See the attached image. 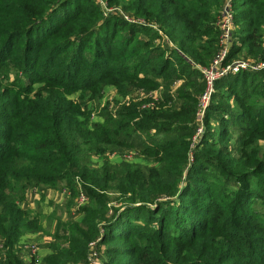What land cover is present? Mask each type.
<instances>
[{
  "label": "trees",
  "instance_id": "obj_1",
  "mask_svg": "<svg viewBox=\"0 0 264 264\" xmlns=\"http://www.w3.org/2000/svg\"><path fill=\"white\" fill-rule=\"evenodd\" d=\"M29 1L34 0H22L21 4ZM51 1L61 7L67 3V0ZM223 1L126 0L129 11L156 22L176 48L163 42L162 37L159 45L147 48L140 55L135 42L150 28L112 17L85 33L81 38L84 41L77 44L78 51L63 65V78L68 82L78 80L83 47L91 45L89 71L79 84L93 95L99 94L103 84L116 85L121 90L130 84L154 88L158 77L166 85L182 79L180 109H146L139 115L135 105H131L122 109L118 118L107 116L102 124L91 125L88 113L46 87V94L38 97L42 107L36 105L35 98L34 106L24 107L23 113L15 109L10 112L11 118L4 123L10 128L14 124H26L25 119L17 118L19 116L35 117L27 123L32 133H19L25 141H16L17 147L12 145L16 135L12 136L11 130L0 134L7 142L0 144V243L7 250L4 264H36L34 261L25 263L15 252L24 234L42 229L40 218L17 203L26 189L39 184L55 186L63 181L75 196V177L82 180L88 199V203L80 207L83 216L80 221L58 220L49 252L40 264H87L88 243L97 237V250L103 249L106 254L100 257L101 264H109L107 257L114 249L131 252L133 264H264V210L259 212L248 206L250 200L264 204V182L261 190L245 181H237L227 187L226 193L212 197L211 187L201 178L208 166L202 165L205 161L201 158L204 153L200 145L194 150V160L187 166L184 177L182 174L187 138L177 133L180 127H185V136H189L194 129L189 122L197 95L204 88L201 73L193 65H208L217 49L218 30L214 22ZM46 2L49 1H39L33 8L43 13L50 7L44 5ZM240 2L243 3L240 5ZM232 9L234 40L227 59L236 57L243 48L236 43L238 38L242 46H247L248 54L264 60L261 39L264 0H232ZM0 26L6 29L4 35L0 34L1 53L3 48L8 54L16 51L24 33L28 35L24 51L39 53L40 43L34 33L31 37L32 29L28 31L27 25L0 17ZM156 31L158 37L162 36ZM158 48L160 51L155 52ZM126 53L130 54L129 60H124ZM244 74L239 71L236 76L219 78L215 91L232 88L234 81L237 88L242 87ZM60 81L64 84L63 79ZM188 87L193 89L194 95ZM262 89L264 94V87ZM215 96V92L212 93L210 100ZM259 105L253 112L254 121H249L257 122V128L253 129L255 136L264 130L259 129V125L264 126L261 121L264 111ZM207 108H212L210 101ZM151 128L155 129L154 134L149 133ZM172 128L175 132L170 135ZM136 130L145 133V137ZM123 147L138 148L152 158L153 163L140 166L124 162L92 168L85 160L91 153ZM162 164L168 167L166 171H162ZM261 172L264 174V169ZM207 201L211 204H206ZM141 215L145 220H141ZM115 240L132 241L133 245L130 249L114 246Z\"/></svg>",
  "mask_w": 264,
  "mask_h": 264
},
{
  "label": "rangeland",
  "instance_id": "obj_2",
  "mask_svg": "<svg viewBox=\"0 0 264 264\" xmlns=\"http://www.w3.org/2000/svg\"><path fill=\"white\" fill-rule=\"evenodd\" d=\"M39 1L46 0L29 1L26 2V5L21 4L22 0H0V17H4L7 20L14 19L18 23L27 25L26 29L28 31L32 29L31 37H33L34 33L40 43L39 53H35L33 50L24 51L25 36L28 35L20 31L24 33L22 34L24 36L20 38L17 50L8 54L9 51L3 48V52H0V134L1 131L11 130V135H16V140L12 144L13 147L18 146L16 141L19 143L23 140L25 141L24 137L20 136L19 133H32L27 123L30 119H34L32 117L35 116L24 117L21 114L22 117H17L15 114L17 118L25 119L24 122L26 121V124H14L13 128H10L9 124H4L11 118L10 112L15 109L16 112L20 113V110L21 112L24 111V107L29 109L34 106L33 99L35 98H37L36 105L42 107L43 104L38 101V97L46 94V87L47 89L56 90L58 97L64 96L75 106L79 107L81 111L88 113L89 118L91 113H93L102 117L104 122L106 117H109L115 111L114 105L117 101L114 97L110 99L107 95L110 94L109 91L106 92L109 89L108 84H103L98 95H93L92 92L80 87L81 84L79 83L89 71L87 61H92V54L89 52L92 49L91 45L83 47V65H80L81 71L77 75L78 80L68 82L62 76L63 65L70 60L69 58L75 51H78L77 44L84 41V39L81 41V38L85 33L88 34L99 23L103 22L104 24L112 17H121L127 22L136 23L143 28H150L147 29L148 31L141 33L139 38L137 37L139 41L135 42L140 55L147 48L159 45L160 38L166 37L156 22L139 18V15L129 11L127 8L129 5H127L126 0H121L122 2L120 1L119 3L108 2V0H67V3L62 7L54 5L51 0H48L49 2L44 5L50 7L46 8L47 10L43 13H39L33 8V5L38 4ZM230 2L232 5V0ZM242 3L240 2V5ZM220 8L221 5L215 17L218 16ZM49 13L50 15L46 16ZM77 13L78 15L75 16ZM30 14H33V16L30 17ZM82 19H87V21H82ZM105 20L107 21L105 22ZM156 30H159L162 36L158 37ZM4 31L6 29L0 26V34H3ZM261 33L262 46L264 48V25ZM167 40L169 39L167 38ZM165 42L168 43L166 40ZM236 43L243 48L234 59H242L250 63L264 61L248 54L247 46H242L238 38H236ZM172 45L175 47L173 43ZM52 46L54 48H51ZM69 47L70 50H66ZM154 51L159 52L160 49L158 48ZM123 57L124 60H129L130 54L126 53ZM32 67L35 68L32 70ZM184 71L188 70L184 69ZM242 71L245 72L243 81L245 85L237 88L234 81L231 84L232 88L228 86L219 88L220 90H214L216 96L210 100L212 108L205 110L202 117L201 131L198 135L194 137L196 134V129L194 128L189 136H185L187 131L185 127H180L177 133L182 138H187L186 159L182 171L183 177L188 168L187 166L194 160V150L200 145V151L204 153L201 154V158L205 161L202 165L208 166V171H204L201 174V178L203 182L211 187L212 197L223 191L226 193L227 187L234 186L237 181H245V183H249L255 186L256 189L261 190L260 185L264 182V174L261 172L264 169V130L255 136V130L253 129L254 127L257 128V122H249L254 121L252 118L253 112L260 107L259 103L262 106L261 111H264V94L261 92L264 87V69L257 71L246 69ZM237 74L238 72H234L228 75L233 77ZM61 79L66 85L61 83ZM252 100L253 102H250ZM150 101V104L146 107L155 108V99ZM197 103L198 99L196 109ZM31 114H33V110ZM15 116L14 118H16ZM261 121L264 122V120ZM94 124L96 123L91 120V125ZM259 129H264V126L259 125ZM150 130L155 129L151 128ZM174 130L175 128H172L170 135L175 132ZM162 136L160 135V137ZM166 137L165 135L163 136V138ZM6 143V140L0 138V144ZM94 155V153H91L88 158ZM146 164H148L147 161L140 162V166H148ZM255 164H258V166L255 167ZM161 167L162 171H166L168 168L163 164ZM111 197H114V195H111ZM206 204H211V202L207 201ZM248 206L259 212L264 210V204L259 203V200L248 201ZM44 219L46 229L52 231V218L44 215ZM141 220H145L142 215ZM112 245L127 246L128 248L129 246L132 247L133 242L115 240ZM15 252L18 251L15 249ZM98 252L101 258L106 257L103 249L101 251L98 250ZM124 252L125 250L114 249L107 257L109 264H133L134 259L129 256L131 252ZM6 253L7 250L0 243V264L6 263L4 259Z\"/></svg>",
  "mask_w": 264,
  "mask_h": 264
},
{
  "label": "crops",
  "instance_id": "obj_3",
  "mask_svg": "<svg viewBox=\"0 0 264 264\" xmlns=\"http://www.w3.org/2000/svg\"><path fill=\"white\" fill-rule=\"evenodd\" d=\"M199 70L202 65H193ZM158 85L154 88H146L143 86L126 85L122 90L116 87V85L108 84L109 89L106 91L111 99L115 102V111L110 115L111 118L116 119L119 117V112L122 109H126L131 105H135L137 112L141 115L143 110H178L180 109L183 99L179 94V88L183 83L182 79H176L171 81L168 85L165 84L162 78H156ZM198 79V82H200ZM190 92H193L191 87L187 88ZM105 92V93H106ZM138 94V96H137ZM140 94V95H139ZM106 95V94H105ZM197 95V99H198ZM155 99V108L146 107L150 104V100ZM138 118V117H137ZM136 118V119H137ZM91 120L94 123H103V118L91 113ZM195 129L202 125V118H200L196 112L192 116L191 122ZM155 130H149L150 134H153ZM136 133L141 137H145V133L137 131ZM95 155L88 158V164L92 168H101L104 165H119L127 162L131 164L140 165V162L147 161L151 165L153 163L152 158L147 156L141 150L136 147H123L113 148L105 150L102 153H94ZM85 161V160H84ZM76 179H79L80 184L77 183ZM74 188L76 189L75 196L72 195L70 187L65 182L60 181L55 186L49 185H34L26 189L22 199L18 200V205L24 210L30 211L31 215H37L40 218L41 230L36 232H28L24 234L18 243L16 244V250L19 252L20 257L25 263L34 261L36 264L42 262V258L49 252V244L53 241V233L55 231L58 220L61 222L68 221H80L83 213L80 210L81 206L77 203V189L82 187V180L79 177H75ZM81 185V186H78ZM44 215H48L53 220V230L49 231L45 227ZM34 244L37 247L35 255H31L28 247ZM66 244V243H65ZM78 264H84L80 262Z\"/></svg>",
  "mask_w": 264,
  "mask_h": 264
},
{
  "label": "built area",
  "instance_id": "obj_4",
  "mask_svg": "<svg viewBox=\"0 0 264 264\" xmlns=\"http://www.w3.org/2000/svg\"><path fill=\"white\" fill-rule=\"evenodd\" d=\"M233 16L234 14L230 0H224L222 2L219 14L214 22L215 27L218 30L217 49L209 64L199 68L204 83V88L198 97L196 109V112L200 118L203 117V114L209 104L210 97L215 90V82L219 78L230 73L239 72L246 69L250 71L264 69V61L250 63L247 61L245 62L242 59H227L234 40ZM159 33L161 32L159 31ZM165 40L170 46H173L172 43L163 36V42H165ZM200 131L201 126L196 129V134L194 135V137L198 135ZM76 181L78 184H80L79 179H76ZM77 191V203L79 205L85 204L88 199L84 190L82 189V187H79ZM98 240L99 238L97 237L95 240L88 243V264H101L99 252L96 247V242ZM28 250L31 255H35L37 252V247L36 245L31 244L28 247Z\"/></svg>",
  "mask_w": 264,
  "mask_h": 264
}]
</instances>
